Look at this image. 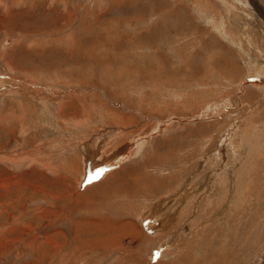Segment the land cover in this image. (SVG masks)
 Masks as SVG:
<instances>
[{
  "label": "rangeland",
  "instance_id": "374dc122",
  "mask_svg": "<svg viewBox=\"0 0 264 264\" xmlns=\"http://www.w3.org/2000/svg\"><path fill=\"white\" fill-rule=\"evenodd\" d=\"M149 263L264 264L263 20L0 0V264Z\"/></svg>",
  "mask_w": 264,
  "mask_h": 264
},
{
  "label": "bare ground",
  "instance_id": "6f19581e",
  "mask_svg": "<svg viewBox=\"0 0 264 264\" xmlns=\"http://www.w3.org/2000/svg\"><path fill=\"white\" fill-rule=\"evenodd\" d=\"M258 2H259V3L261 4V6L264 8V3L262 2V0H258ZM250 4H251V6L253 7V9H255L256 14L259 16V18H261V19L263 20V22H264V15H263V13L258 12V9L254 6L252 0H250ZM253 11H254V10H252L251 13H253ZM255 16H256V15H255ZM261 66L263 67V65H261ZM255 67H256V66H255ZM254 72H255V73H261L262 71H261L260 67H257V68L254 69ZM252 74H253V72H252Z\"/></svg>",
  "mask_w": 264,
  "mask_h": 264
},
{
  "label": "crops",
  "instance_id": "0c3cea01",
  "mask_svg": "<svg viewBox=\"0 0 264 264\" xmlns=\"http://www.w3.org/2000/svg\"><path fill=\"white\" fill-rule=\"evenodd\" d=\"M103 167H104V166H102L101 168L98 169V170L100 171L101 174H102L105 170H109V169H110V166H106V167H104V168H103ZM98 170L94 171L93 173L95 174ZM94 174H93V175H94ZM101 174H100V175H101ZM79 229H80V228H79ZM79 246H81L80 243H79ZM98 246H101V244H99ZM105 248H107V247H105ZM154 249H155V248H154ZM154 249H153V250H154ZM80 250H82V251H84V252H85V251H91V248H90V247H87V249L80 248ZM152 254H153V251H152ZM149 258H150V257H149ZM159 261H160V260H159ZM159 261H158V262H159ZM158 262H157V263H158ZM157 263H156V264H157ZM149 264H150V263H149Z\"/></svg>",
  "mask_w": 264,
  "mask_h": 264
},
{
  "label": "snow or ice",
  "instance_id": "6c2138e0",
  "mask_svg": "<svg viewBox=\"0 0 264 264\" xmlns=\"http://www.w3.org/2000/svg\"><path fill=\"white\" fill-rule=\"evenodd\" d=\"M100 171L98 170L94 175L88 177L85 181V183H91L93 180L99 179L100 178ZM158 255V254H157Z\"/></svg>",
  "mask_w": 264,
  "mask_h": 264
},
{
  "label": "water",
  "instance_id": "95a60500",
  "mask_svg": "<svg viewBox=\"0 0 264 264\" xmlns=\"http://www.w3.org/2000/svg\"><path fill=\"white\" fill-rule=\"evenodd\" d=\"M254 6L258 9V12L263 13L264 15V8L261 6V4L258 2V0H252Z\"/></svg>",
  "mask_w": 264,
  "mask_h": 264
}]
</instances>
